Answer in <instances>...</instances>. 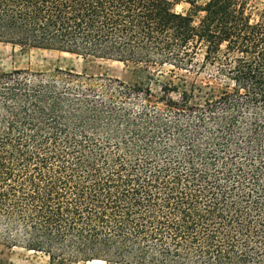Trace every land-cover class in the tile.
Returning a JSON list of instances; mask_svg holds the SVG:
<instances>
[{"label":"trees","instance_id":"1","mask_svg":"<svg viewBox=\"0 0 264 264\" xmlns=\"http://www.w3.org/2000/svg\"><path fill=\"white\" fill-rule=\"evenodd\" d=\"M186 2L0 0L1 44L138 74L0 71V255L264 264V9Z\"/></svg>","mask_w":264,"mask_h":264},{"label":"rangeland","instance_id":"2","mask_svg":"<svg viewBox=\"0 0 264 264\" xmlns=\"http://www.w3.org/2000/svg\"><path fill=\"white\" fill-rule=\"evenodd\" d=\"M171 1L174 3L173 11L175 13L185 14L188 11L189 4L186 0ZM196 2L198 5H202L206 0H196ZM263 9L264 0H249L247 13L252 22L257 21ZM194 21L197 24L198 19L195 18ZM55 69L74 70L78 73L85 70L86 73L95 76L106 73L126 83H132L138 77L137 71L133 66H125L119 62L106 60L84 61L82 58L72 54L36 49H21L0 43V71L29 70L32 72H51ZM168 69V67L162 68L161 72L156 76V80L166 82L169 79ZM204 76L202 75L201 77ZM152 90L153 92H158L159 88L152 85ZM173 96L176 97V95ZM3 251V254L0 255V264H48L47 257L42 253L27 252L18 248ZM75 264L104 263L93 261L90 263Z\"/></svg>","mask_w":264,"mask_h":264}]
</instances>
